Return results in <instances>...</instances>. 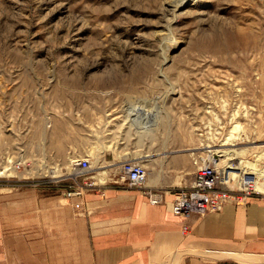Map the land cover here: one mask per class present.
<instances>
[{"label": "rangeland", "instance_id": "rangeland-1", "mask_svg": "<svg viewBox=\"0 0 264 264\" xmlns=\"http://www.w3.org/2000/svg\"><path fill=\"white\" fill-rule=\"evenodd\" d=\"M174 3L0 0L1 195L61 196L81 159L93 189L137 162L166 194L203 164L264 193V0H212L203 22ZM142 102L158 116L137 133ZM224 142L243 152L215 161Z\"/></svg>", "mask_w": 264, "mask_h": 264}, {"label": "crops", "instance_id": "crops-1", "mask_svg": "<svg viewBox=\"0 0 264 264\" xmlns=\"http://www.w3.org/2000/svg\"><path fill=\"white\" fill-rule=\"evenodd\" d=\"M107 182L85 192L81 214L63 195L0 193V264H264L261 199L182 218L173 190L152 205L141 190Z\"/></svg>", "mask_w": 264, "mask_h": 264}, {"label": "built area", "instance_id": "built-area-1", "mask_svg": "<svg viewBox=\"0 0 264 264\" xmlns=\"http://www.w3.org/2000/svg\"><path fill=\"white\" fill-rule=\"evenodd\" d=\"M75 167L78 172L65 179L67 183L63 186L62 195L69 201L76 200L73 201V208L82 212L84 194L94 187V183L88 160H78ZM122 174V182L129 188L141 190L150 204L158 205L165 201V190L147 185L148 171L140 163H124ZM238 181L240 179L229 178L225 170H217L211 165H200L186 187L173 190L172 212L188 218L193 214L204 216L219 212L229 202L241 204L250 197L264 201V193L255 191L250 180L242 178V187L237 185Z\"/></svg>", "mask_w": 264, "mask_h": 264}, {"label": "bare ground", "instance_id": "bare-ground-1", "mask_svg": "<svg viewBox=\"0 0 264 264\" xmlns=\"http://www.w3.org/2000/svg\"><path fill=\"white\" fill-rule=\"evenodd\" d=\"M211 2H212V0H175L174 8H175L176 12L179 11L178 13H185V12H187V8H190V7L199 8L201 10H199L197 12L198 19H199V22H203L205 20V17L207 16L206 9L211 5ZM160 35H161L162 40H166L164 47H163V50H165L169 54L172 50H174L175 48H177L180 45L179 42H177V41H173V40L167 41V39H166L167 38V32L166 31L161 32ZM166 57H168V59L170 58L169 55ZM156 101H157V99H156ZM151 102L153 104V102H154L153 99L151 100ZM125 103H126V101H125ZM127 103L131 104L132 101H131V103H130V101H128ZM148 103H149V101L147 102V106H148ZM139 105H140L139 107L137 106L138 109H134V108L130 109L129 106L126 107L127 110H129L128 112H130V115H131V118H130L131 125L135 128L137 133L149 130L151 127L155 126L156 116H158L156 113L157 111L152 110V108H154L156 106L155 104H154L155 106H152V108L150 107L151 110L150 109L147 110L148 107L146 109V105L143 102ZM155 108H158V107L156 106ZM117 118H119V116H117ZM227 145L228 144L224 142V143L220 144L218 147L223 148L225 146L227 147ZM206 147H211V146H206ZM222 148L221 149H219V148L218 149H212L211 151H208L209 153H211L210 157L215 158V161L219 160L220 158H222L223 161H227V160L235 159V156H237L239 153L241 154L243 152V150L242 151H236L234 149H224V148L222 149ZM145 156H147V155H145ZM140 157H144V156L141 155ZM76 164H77V160L71 162L72 166H75ZM3 171H5V169ZM3 171H0V174H2ZM99 173L103 174V171L99 172ZM55 176L56 175H52V177H55Z\"/></svg>", "mask_w": 264, "mask_h": 264}]
</instances>
